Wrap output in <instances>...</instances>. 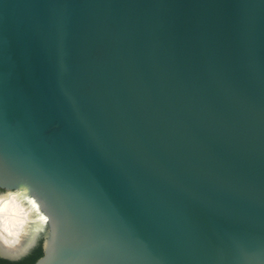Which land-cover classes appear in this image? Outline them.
<instances>
[{
  "label": "water",
  "instance_id": "obj_1",
  "mask_svg": "<svg viewBox=\"0 0 264 264\" xmlns=\"http://www.w3.org/2000/svg\"><path fill=\"white\" fill-rule=\"evenodd\" d=\"M264 264V0H0V258Z\"/></svg>",
  "mask_w": 264,
  "mask_h": 264
},
{
  "label": "trees",
  "instance_id": "obj_2",
  "mask_svg": "<svg viewBox=\"0 0 264 264\" xmlns=\"http://www.w3.org/2000/svg\"><path fill=\"white\" fill-rule=\"evenodd\" d=\"M42 247L39 244L27 256L18 261H10L0 258V264H34L42 256Z\"/></svg>",
  "mask_w": 264,
  "mask_h": 264
}]
</instances>
